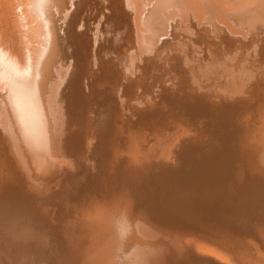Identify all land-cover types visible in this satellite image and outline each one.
I'll use <instances>...</instances> for the list:
<instances>
[{"label":"bare ground","instance_id":"bare-ground-1","mask_svg":"<svg viewBox=\"0 0 264 264\" xmlns=\"http://www.w3.org/2000/svg\"><path fill=\"white\" fill-rule=\"evenodd\" d=\"M0 264H264V0H0Z\"/></svg>","mask_w":264,"mask_h":264}]
</instances>
